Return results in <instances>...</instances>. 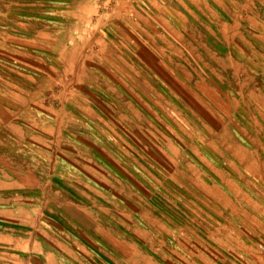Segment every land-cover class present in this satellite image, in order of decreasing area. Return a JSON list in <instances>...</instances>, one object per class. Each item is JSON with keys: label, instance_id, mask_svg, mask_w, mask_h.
<instances>
[{"label": "rangeland", "instance_id": "rangeland-1", "mask_svg": "<svg viewBox=\"0 0 264 264\" xmlns=\"http://www.w3.org/2000/svg\"><path fill=\"white\" fill-rule=\"evenodd\" d=\"M73 1L0 0V23L11 14L70 21ZM94 13L83 72L93 83L71 92L73 140L48 149L53 193L40 245L68 264H182L183 254L186 264L242 262L236 243L250 246L257 233L200 185L226 191L221 173L264 201L250 173L264 174V0H95ZM6 37L0 83L25 75L50 93L46 74L23 69ZM243 151L258 159L254 171L238 162Z\"/></svg>", "mask_w": 264, "mask_h": 264}, {"label": "crops", "instance_id": "crops-1", "mask_svg": "<svg viewBox=\"0 0 264 264\" xmlns=\"http://www.w3.org/2000/svg\"><path fill=\"white\" fill-rule=\"evenodd\" d=\"M72 4L74 12L70 21H45L11 14L0 23V35L7 36L8 51L20 53L19 63L23 69L29 71L32 66L41 69V74L46 77L39 79L51 89L48 93L47 89L35 88L32 78L23 74L17 87L8 79L0 83V248L6 250L0 256L3 264H29L31 257L40 259L43 264H68L63 256L54 254L53 248L44 250L36 235L46 213V196L53 193L47 173L48 149L60 147L58 140H73L67 131L72 120L71 92L93 83V79L83 76V72L90 68L86 50L90 41L87 27L95 17V0H74ZM83 8L86 10L82 12ZM61 37L68 38L62 41ZM39 40L49 43L51 54L38 46ZM55 70L62 73V77H51L50 73ZM5 146L9 149L2 151ZM237 158L248 172L259 165L258 159L249 151H243ZM54 159L51 163H65L61 157ZM250 173L264 184V174ZM214 176L226 191L205 183L200 185L203 196L223 211L241 218L257 233L259 239L250 240L251 245H264V201L223 174L215 173ZM135 232L144 241H149L143 230ZM121 240L127 242V239ZM243 241L236 243L244 257L238 264H264V255ZM183 255L182 264H186L190 259ZM199 260L203 264H217L202 257Z\"/></svg>", "mask_w": 264, "mask_h": 264}, {"label": "built area", "instance_id": "built-area-1", "mask_svg": "<svg viewBox=\"0 0 264 264\" xmlns=\"http://www.w3.org/2000/svg\"><path fill=\"white\" fill-rule=\"evenodd\" d=\"M257 250L264 255V245L258 244L257 245Z\"/></svg>", "mask_w": 264, "mask_h": 264}]
</instances>
